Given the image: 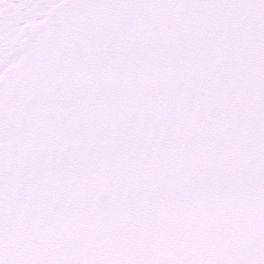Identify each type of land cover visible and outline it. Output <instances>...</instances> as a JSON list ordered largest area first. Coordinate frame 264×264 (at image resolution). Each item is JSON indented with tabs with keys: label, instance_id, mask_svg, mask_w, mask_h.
Here are the masks:
<instances>
[{
	"label": "snow or ice",
	"instance_id": "obj_1",
	"mask_svg": "<svg viewBox=\"0 0 264 264\" xmlns=\"http://www.w3.org/2000/svg\"><path fill=\"white\" fill-rule=\"evenodd\" d=\"M0 264H264V0H0Z\"/></svg>",
	"mask_w": 264,
	"mask_h": 264
}]
</instances>
